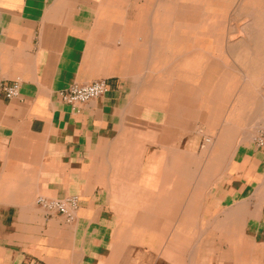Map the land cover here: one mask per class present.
Wrapping results in <instances>:
<instances>
[{"label":"crops","instance_id":"obj_1","mask_svg":"<svg viewBox=\"0 0 264 264\" xmlns=\"http://www.w3.org/2000/svg\"><path fill=\"white\" fill-rule=\"evenodd\" d=\"M232 9L0 0V264H264V130L248 126L264 97L256 113L236 97L264 35L233 40ZM236 57L240 82L218 67ZM96 79L98 98L59 96ZM43 194L77 196L74 218L47 216Z\"/></svg>","mask_w":264,"mask_h":264},{"label":"rangeland","instance_id":"obj_2","mask_svg":"<svg viewBox=\"0 0 264 264\" xmlns=\"http://www.w3.org/2000/svg\"><path fill=\"white\" fill-rule=\"evenodd\" d=\"M225 0H221V2H224ZM233 1V9L232 13L229 15V18L233 20L232 27H229L232 29V39H240L241 37L245 36L246 34L254 35L255 39L261 40V36L264 35V0H232ZM253 18L259 19L257 23H263V24H257L255 26H249L248 23L253 22ZM224 28L225 27H218L220 29V32L224 34ZM257 34V36H255ZM234 42V41H233ZM258 44L264 45V42H260ZM219 47H222V43L218 45ZM241 50L240 48H238ZM262 58H254L255 62L259 63L260 60L264 61V51L262 54ZM218 61H221V66H218L220 70H223V72H233L235 75H237V81L240 82L241 80V74L243 75L246 73L243 71H246V65H243L246 63L247 59L236 57V58H218ZM238 64V65H237ZM228 70V71H227ZM235 71V72H234ZM257 71V72H256ZM249 81H255L254 87L249 90H239L236 97H239L242 93L245 94V92H249V98L252 102H250V107L252 106V111L256 113L257 105L260 103L261 99L264 97V88H261V86H264V66H261L260 64L258 66H254V68L250 69L249 74ZM252 85V83L250 84ZM235 92V91H234ZM235 97V96H234ZM255 115V114H254ZM249 115L250 118L256 117V115ZM248 126L254 127V131L250 132L252 137L257 135L258 129L264 130V120L263 122H257V121H251L249 120ZM249 127V129H251ZM44 195V194H43ZM48 196V195H46ZM51 197V196H48Z\"/></svg>","mask_w":264,"mask_h":264},{"label":"built area","instance_id":"obj_3","mask_svg":"<svg viewBox=\"0 0 264 264\" xmlns=\"http://www.w3.org/2000/svg\"><path fill=\"white\" fill-rule=\"evenodd\" d=\"M107 91V81L105 79H96L85 83H72L68 87L61 89L58 93L65 103L74 108L82 103L104 95ZM2 92L8 99L18 97V81L3 85ZM255 141L258 146H264V131L256 137ZM36 203L44 210L47 216L53 213H60L64 216L66 221H71L74 218L77 208V196L72 195L64 198H56L38 195Z\"/></svg>","mask_w":264,"mask_h":264},{"label":"bare ground","instance_id":"obj_4","mask_svg":"<svg viewBox=\"0 0 264 264\" xmlns=\"http://www.w3.org/2000/svg\"><path fill=\"white\" fill-rule=\"evenodd\" d=\"M264 7V6H263ZM253 26H255V25H253ZM238 65V64H237Z\"/></svg>","mask_w":264,"mask_h":264}]
</instances>
